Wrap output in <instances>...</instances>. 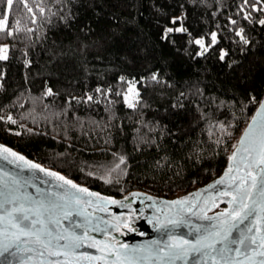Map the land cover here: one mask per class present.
Masks as SVG:
<instances>
[{
  "label": "trees",
  "instance_id": "1",
  "mask_svg": "<svg viewBox=\"0 0 264 264\" xmlns=\"http://www.w3.org/2000/svg\"><path fill=\"white\" fill-rule=\"evenodd\" d=\"M2 19L0 144L112 197L218 177L264 96V0H0Z\"/></svg>",
  "mask_w": 264,
  "mask_h": 264
},
{
  "label": "water",
  "instance_id": "2",
  "mask_svg": "<svg viewBox=\"0 0 264 264\" xmlns=\"http://www.w3.org/2000/svg\"><path fill=\"white\" fill-rule=\"evenodd\" d=\"M259 107L233 149L235 159L228 160L222 173L208 183L172 199L139 191H132L123 197H112L72 182L77 188H86L89 193L97 194L90 196L47 174L54 172L63 176L53 170L40 165L45 170L41 172L7 153H0V216L5 217L0 221V230H5L0 235V264H205V257L192 252H188L186 258L169 260L166 245L172 243L173 239L194 242L213 231L223 234L231 230L229 241L259 235L256 228L264 233V220L257 219V216L264 217V212L258 207V187L252 189V199L247 201L254 215L249 216L243 224L233 219L238 205L231 203V195H223L224 192L233 191L241 179L245 187H249L252 184L249 171L259 180L261 169H264V164L255 163L259 159L261 140L264 139V127L261 126L264 120L257 116ZM253 117H256L255 122ZM3 156L8 158L4 159ZM229 167L232 171L226 175ZM233 177H236L235 181ZM221 178L224 183L217 184ZM109 200L129 206L112 204ZM177 200L185 202L171 203ZM221 205L225 207L217 211ZM9 211H12L13 217L28 215L30 221H38L31 231L39 234V243L36 242V235H22L7 223L6 214ZM204 216L213 219L205 220L202 218ZM169 221L181 223L167 229L157 227ZM234 223L237 224L235 228ZM197 227L201 228L200 232L195 231ZM248 228L254 230L249 232ZM74 237H80L79 247H73ZM245 244L248 246L228 243L230 248H240L241 253L225 252L223 258L214 254L218 264H225V261L227 264H258L260 259H264L253 251L255 246L247 240ZM6 245L7 251L4 250ZM55 252L62 254H50ZM162 256L165 259L161 260ZM247 257H252V260ZM206 264H213V261L209 259Z\"/></svg>",
  "mask_w": 264,
  "mask_h": 264
},
{
  "label": "snow or ice",
  "instance_id": "3",
  "mask_svg": "<svg viewBox=\"0 0 264 264\" xmlns=\"http://www.w3.org/2000/svg\"><path fill=\"white\" fill-rule=\"evenodd\" d=\"M256 3H259V0H255ZM13 3V0H8V5L9 7H11ZM244 3L250 4L252 3V0H244ZM243 10V9H241ZM255 10V9H254ZM29 11H31V9H29ZM43 11V9H41V12ZM248 17L246 16L245 19H247ZM172 23H176V20L174 19L172 21ZM233 24L236 23V21H232ZM260 24L264 25V20H260L259 21ZM178 32H182V31H186V29H184L182 26L180 28L175 29ZM4 31V24L3 22H0V32ZM17 31H19V29H17ZM173 29L172 28H167L165 30V35L162 37V39H166L167 38V34L172 32ZM242 29L240 32H237L236 34L238 36H241V39L244 40V43L247 44L248 41L246 39H244V37L241 35L242 33ZM7 36H12L13 32L12 31H7ZM196 44L200 45L202 51L197 53V55H203L204 52H206L208 50L207 47H205L203 40H196L195 41ZM216 43V33L212 34V44ZM8 52H9V47L8 45H0V61H6L8 60L9 56H8ZM226 55V53H223L220 56V59L223 60L224 56ZM28 65V62H25V66ZM231 67V65H230ZM121 81H123L125 78L121 77L120 78ZM152 80H157V76L155 74H153V76L151 77ZM134 89V84L130 86L129 91H133ZM97 92H100L101 90L99 88H97L96 90ZM47 95H52V89L48 88ZM117 95H119L120 93H116ZM136 95L138 96L139 94L136 93ZM183 95V94H181ZM73 99H75L73 97ZM87 99L89 101H91L93 99L92 96H88ZM125 100L127 102V97H125ZM251 102H255V98H252ZM259 109L257 112V116L261 117L262 120H264V100L259 101ZM128 107L132 108L135 107V104L133 103H128L127 104ZM8 120L11 121L13 124L15 123L14 120H12V117L9 116ZM256 117H253V122H255ZM262 127H264V124L261 125ZM251 127V125H250ZM241 143H243V140L241 141ZM0 153H7L9 156L15 157L16 160H20V161H24L25 164H28V166L30 168L33 169H39L41 172L45 171L43 168L40 167V165L38 164H33L28 162L27 160H25V158L22 155H18L17 153L11 151L10 149H8L7 147L4 146H0ZM236 153H233V155L231 157H229V160L232 161L235 159ZM4 159H7V156H3ZM124 158L121 157L120 159V164H123ZM257 165L260 164H264V139L261 140L260 143V147H259V159L255 162ZM117 168H119V165H117ZM232 171V168L229 167L228 171L226 172V175L228 173H230ZM50 176H56V178L58 180L63 181L65 184L71 185V187L73 188H77V186L75 184L72 183L71 180H67L65 179L63 176H58L56 173L54 172H49L47 173ZM249 176L252 177V184L249 187H245V182L244 180L241 179L240 184L236 185L235 189L231 192H224L223 195H231L232 200L231 203L233 204H237L238 208L236 210V212L233 214V219L234 221L238 222L239 224H243L249 216L254 215V212L251 208V206L247 203L248 200L252 199V189L257 188L258 187V195H259V202H258V207L260 209L261 212H264V169H261V176L259 178V180H257L256 176H252L251 171H249L248 173ZM233 181L236 180V177L232 178ZM108 182V181H106ZM217 184H222L224 183L223 178H221V180L216 182ZM229 187H231V185H229ZM78 192H83V193H87L90 196H94L97 195L95 193H89L88 190L86 188H77ZM98 199H105L103 197H98ZM127 199V198H125ZM109 203L112 204H121V206L123 207H128L129 205L127 204H123L122 202L119 201H115V200H109ZM185 201H181V200H177V201H172L171 203L173 205L175 204H183ZM253 203H257V201H253ZM0 207H2V205H0ZM13 211H19L18 209H14ZM222 215H226V214H222ZM205 220H211L213 219L212 217H207L204 216L202 217ZM6 219H7V223L14 229H17L22 235H36V242L39 243L40 242V238H39V234L38 233H33L31 231L32 226H34L36 223H38V221L35 220H29L28 215H20V216H16L13 217L12 215V211L7 212L6 214ZM258 220H264V217H259L257 216ZM5 220L4 216H0V221ZM27 222V223H25ZM179 223H181L180 221H169L168 224H158L157 227L160 229H167L169 228V226L171 227H176ZM125 226L127 227L128 225L125 224ZM237 226L236 223L233 224V228H235ZM214 227V226H213ZM129 230H133L131 228H129ZM254 229L253 228H248L249 232H252ZM5 230H0V235L4 234ZM196 232H200L201 228L197 227L195 229ZM205 231H207V229H205ZM255 231L257 233H259V235H253L251 237H244V238H240V239H232L231 241H229V236L232 235L231 230H229L226 233H221L220 231H213V232H208L207 236L203 237V238H197L194 242L190 241V240H186V239H180V240H172V243L166 245V247L168 248V253L166 254L169 260H176V259H182V258H186L187 253L188 252H192V253H196L199 256L205 257V264L207 262V260H212L213 264H218L217 260H216V255H220L221 258H223V253L225 252H236L238 255L241 253V249L240 248H230L228 247V243L231 244H240V245H245V247H247L248 245L245 244V241L247 240L249 242L250 245L255 246V248H253V251L256 252V255L259 257L264 258V233L261 232V230L259 228H256ZM143 234V233H141ZM167 234V233H166ZM16 239H19V236L16 237ZM59 239H63V237H59ZM155 243V242H154ZM217 245H221V247H217ZM80 246V237H74L73 238V247H79ZM7 245L5 246L4 250L7 251ZM45 248H47V244L44 245ZM127 247V246H125ZM51 255H61L62 253L60 252H55V253H50ZM183 254V255H182ZM216 254V255H214ZM101 259H103V257H101ZM161 260L165 259L164 256L160 257ZM247 259L252 260V257H247ZM225 264H227V261H225ZM258 264H264V259H260L258 261Z\"/></svg>",
  "mask_w": 264,
  "mask_h": 264
},
{
  "label": "rangeland",
  "instance_id": "4",
  "mask_svg": "<svg viewBox=\"0 0 264 264\" xmlns=\"http://www.w3.org/2000/svg\"><path fill=\"white\" fill-rule=\"evenodd\" d=\"M0 22H3V24H4V27H5V19H2ZM202 50V49H201ZM134 83H130L129 85H128V87H127V90L125 91V93H124V102L126 103V104H128V103H135V101L137 100V95H136V93L138 92V90H137V88H136V86L134 85V89H133V91H129V88H130V86L131 85H133ZM125 97H127V102H126V100H125ZM225 206L224 205H221V206H219L218 207V209H217V211H221V210H223V208H224Z\"/></svg>",
  "mask_w": 264,
  "mask_h": 264
}]
</instances>
